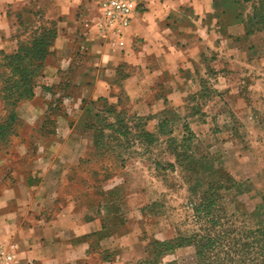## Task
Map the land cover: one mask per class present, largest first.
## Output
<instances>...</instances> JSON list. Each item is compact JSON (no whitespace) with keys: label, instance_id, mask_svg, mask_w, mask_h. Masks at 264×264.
Returning a JSON list of instances; mask_svg holds the SVG:
<instances>
[{"label":"rangeland","instance_id":"obj_1","mask_svg":"<svg viewBox=\"0 0 264 264\" xmlns=\"http://www.w3.org/2000/svg\"><path fill=\"white\" fill-rule=\"evenodd\" d=\"M36 2L10 9L15 49L1 51H19L27 64L30 54H51L50 35L56 30ZM226 11L231 17H245L248 32L264 30V0H227ZM47 56L34 92L48 105L35 123L22 120L7 141H0V154L18 146L38 148L40 134L55 131L53 117L63 103L49 102L54 88L40 91ZM220 71L209 67L201 89L186 96L180 107L151 114L145 98L135 103L119 91L116 102H82L67 123L82 153L66 170L60 198L73 199L80 211L106 210L111 220L123 198L139 197L137 233L154 256L130 264L264 262V61L237 77L235 92L225 88L226 75ZM205 183L212 187L207 195ZM202 197L211 198L216 207L206 218H197L194 207ZM255 231L260 232L252 234ZM188 238L191 244L181 243ZM175 239L182 241L169 243ZM1 243L10 248L13 264L12 246ZM240 250L248 253L240 256Z\"/></svg>","mask_w":264,"mask_h":264},{"label":"crops","instance_id":"obj_2","mask_svg":"<svg viewBox=\"0 0 264 264\" xmlns=\"http://www.w3.org/2000/svg\"><path fill=\"white\" fill-rule=\"evenodd\" d=\"M27 1L0 0L4 53L15 49L10 9ZM102 1L36 2L44 19L56 23L40 91L54 88L49 102L63 105L53 117L55 131L40 134L38 148L0 154V242L12 246L13 264H130L149 258L136 229L139 197L123 198L111 220L106 210L80 211L73 199L60 198L66 170L82 153L67 125L82 102H116L122 91L135 103L145 98L148 111L157 114L185 104L201 89L209 67L221 68L225 88L235 92L237 77L264 61V30L248 32L245 17L228 15L227 0H141L120 35L98 31ZM46 105L34 92L18 105V117L31 125Z\"/></svg>","mask_w":264,"mask_h":264},{"label":"trees","instance_id":"obj_3","mask_svg":"<svg viewBox=\"0 0 264 264\" xmlns=\"http://www.w3.org/2000/svg\"><path fill=\"white\" fill-rule=\"evenodd\" d=\"M55 34L56 30L54 29L50 35L51 41L48 46L52 45ZM38 48L39 45L35 46L34 51H37ZM20 53L18 51L14 54L6 55L0 51V141H7L13 135L15 126L22 122L18 117L17 107L21 102L28 101L34 97L35 80L41 73L43 61L47 56L46 52L41 54L35 52L34 54H30L33 56H29L27 64L23 63L22 57L24 55H20ZM224 180L226 179L224 178ZM205 184L206 187L203 195H207L212 188L210 183ZM215 207L214 201L211 198L205 199L202 197V202L194 207V212H196L197 218H199L198 215L206 218L207 213L210 214V212L214 211ZM259 232L255 231L252 234L256 235ZM177 241L181 242L182 240L175 239L169 243H177ZM184 242L191 244L189 238L181 243ZM157 244V242L154 243L155 246ZM200 250L202 252L203 248L201 247ZM239 252L240 256H243V254L248 253V250H240ZM149 255L154 256V253L152 252ZM242 262L239 261L238 264ZM260 264H264V262L261 261Z\"/></svg>","mask_w":264,"mask_h":264},{"label":"built area","instance_id":"obj_4","mask_svg":"<svg viewBox=\"0 0 264 264\" xmlns=\"http://www.w3.org/2000/svg\"><path fill=\"white\" fill-rule=\"evenodd\" d=\"M141 0H103L99 4V16L95 23L99 32H111L117 35L127 27L131 15ZM0 264H12L9 247L0 242Z\"/></svg>","mask_w":264,"mask_h":264}]
</instances>
